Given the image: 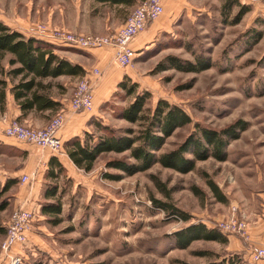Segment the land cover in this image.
I'll list each match as a JSON object with an SVG mask.
<instances>
[{"label":"rangeland","instance_id":"rangeland-1","mask_svg":"<svg viewBox=\"0 0 264 264\" xmlns=\"http://www.w3.org/2000/svg\"><path fill=\"white\" fill-rule=\"evenodd\" d=\"M238 1L249 9L238 22L230 23L236 5L225 17L220 12L222 0H168L167 8L177 11L175 26L160 33L142 54H135L128 65L129 72L121 77L126 75L128 84L136 83L135 92H149L147 105L153 106L162 98L189 113L191 121L167 137L162 150L177 146L197 125L221 129L238 120L246 121L239 136L229 140L227 158L209 156L197 160L195 168L187 172L156 162L146 170L110 179L105 171H120L106 167L105 161L124 156L111 152L101 154L88 171L76 167L74 174L62 171L56 179L46 178L38 200L30 207L34 218L26 242L15 247L22 254L19 264H171L175 257L189 262L214 258L195 252L218 248L214 241L196 239L186 248H178L171 234L192 222L206 224V218L216 226L213 217L227 203L212 194L206 173L234 195L236 171L264 162V0ZM111 12L114 11L110 4L96 0H0V19L32 36V27L37 23L73 32L109 34L113 30L104 19ZM104 46L59 48L89 61L94 51ZM168 54L182 60L201 55L212 64L200 71L159 68L158 63ZM94 67L76 78L75 85ZM100 72L98 81L103 75L101 69ZM118 82L111 84L108 98L89 111L90 119L114 127L128 124L117 112L133 99L135 92L127 94ZM56 113L51 112V116ZM89 128L88 131L94 130L93 123ZM31 180L22 181L19 177L4 193L9 204L0 210V224L5 231L13 209L24 207L18 197ZM53 185L58 187V196L44 197L43 190ZM194 187L200 192H195ZM152 196L187 211L189 219L169 217L155 205ZM48 202H59L61 212L55 215L42 211V204ZM4 234L0 235V243ZM0 264H8L1 248Z\"/></svg>","mask_w":264,"mask_h":264},{"label":"trees","instance_id":"trees-1","mask_svg":"<svg viewBox=\"0 0 264 264\" xmlns=\"http://www.w3.org/2000/svg\"><path fill=\"white\" fill-rule=\"evenodd\" d=\"M108 3L134 4L136 0H96ZM237 10L232 14L230 23L238 22L249 7L238 0H222L220 12L225 17L230 15L233 7ZM59 44L32 35H25L0 19V107L5 103L8 82L9 90L19 104L22 114L36 109H50L55 112L60 105L48 93L51 80L43 82V78L56 77L61 74L82 75L84 68L69 59L60 56L55 49ZM4 61H6L7 66ZM208 58L195 55V59H181L174 54L166 55L158 63L159 68L167 66L185 71H200L211 66ZM118 86L127 94L135 92L136 83H127L126 75L118 82ZM150 97L148 91L135 92L133 99L127 105L119 108L117 116L128 122L127 125L114 127L109 123L92 120L94 130L84 131L83 135H75L65 142L66 151L73 163L86 171L92 169L95 160L103 153H123V157H113L105 161L106 167L118 169L120 173L105 171L110 179H118L122 174H133L148 169L158 162L162 166L173 168L179 172H187L195 168L197 160L214 157L217 160L227 158L226 146L230 139L237 138L246 128V121L238 120L221 129L197 125L196 130L187 136L177 146L162 150L167 137L178 128L191 121L189 113L180 105L166 99H158L153 106L147 105ZM52 117V116H51ZM50 117V118H51ZM49 118V119H50ZM48 119V120H49ZM191 154V155H188ZM46 176L58 177L62 165L51 161ZM57 166V170L53 166ZM17 181L7 179L0 184V210L9 204L4 193ZM157 184L161 182L156 181ZM206 183L212 194L221 201H226L218 183L206 173ZM57 185L43 190L44 197H57ZM200 192L198 187L193 188ZM155 205L165 210L169 217L186 221L190 215L187 211L172 202L151 197ZM42 211L55 215L61 212L59 202L43 203ZM59 219L56 217V220ZM5 232L0 224V235ZM174 246L186 248L196 239L217 240L226 242L227 237L218 227H209L203 222H192L174 230L171 234ZM3 239V238H2ZM198 254L214 255L205 262H189L175 257L171 264H245L239 253H232L218 258L211 249H198ZM41 264V263H36ZM97 264V263H92Z\"/></svg>","mask_w":264,"mask_h":264},{"label":"crops","instance_id":"crops-1","mask_svg":"<svg viewBox=\"0 0 264 264\" xmlns=\"http://www.w3.org/2000/svg\"><path fill=\"white\" fill-rule=\"evenodd\" d=\"M138 1L140 0H136L134 4L130 5L99 1L100 3L110 4L114 11L105 16L104 21L107 24L110 23L107 27L114 30L123 23L127 12ZM167 4L168 0H164L163 13L157 19L149 22L130 41V46L135 50L136 56L142 54L146 48L151 47L160 33L171 31L175 26L174 16L177 11L176 9H168ZM108 18H111V20L109 21ZM10 25L29 35L23 29L12 24ZM104 47L94 51L89 61L69 55L60 48L56 49V52L60 56L79 63L84 68V73L89 71L91 66H96L102 70L103 75L93 90V107L105 101L110 95L111 84L118 82L125 73L129 72L128 66H119L114 61V47L111 45ZM80 76L82 75L61 74L56 77L43 78V82L51 80L52 83L48 93L53 99L60 102L56 112L62 111L65 116L64 122L58 130V135L64 144L60 150L52 151L49 148H42L33 143L18 140L5 135L0 129V184H3L10 178L18 179L24 173L29 176L27 180L33 178V180L28 182L29 184L25 187L24 192L19 194L18 197L20 201L22 200L24 208L30 209V207H33V203L38 200L41 184L46 178L56 179L59 177L46 176L47 169L52 168V160L54 162L58 161L62 165V171L68 175L74 174V170L77 167L67 154L65 142L75 135H81L84 131L90 130L91 112H74L69 106V99L75 87L76 78ZM10 86L11 83L8 82L5 103L3 107H0V116L5 114L8 117H16L24 123L33 126H43L51 117V110L32 108L22 114L19 104L15 101L13 94L9 90ZM53 169L56 171L57 166H53ZM61 173H59L60 176ZM218 185L226 195L227 204H224L223 210L217 212V216H214L213 220H218L226 214L229 204H236L239 213L245 215L247 220V238L237 233H225L227 241L211 240L219 246L211 250L218 254L217 259L226 257L232 253H239L245 264H264V258L252 260L250 257L252 247L264 245V162H256L251 167H245L240 169V171H236V193L234 195H232L230 189L223 187L221 183H218ZM206 225L212 227L214 226V222L206 218Z\"/></svg>","mask_w":264,"mask_h":264},{"label":"built area","instance_id":"built-area-1","mask_svg":"<svg viewBox=\"0 0 264 264\" xmlns=\"http://www.w3.org/2000/svg\"><path fill=\"white\" fill-rule=\"evenodd\" d=\"M164 11V0H140L130 10L124 22L109 34H93L73 32L67 29L50 28L37 23L32 27L34 36L51 41L55 44L68 45L79 48L101 47L111 45L114 47V61L119 66H128L132 63L135 50L130 46V41L142 31L149 22L157 19ZM101 72L94 67L76 83L69 99V106L74 112H88L93 109V88ZM65 116L62 111L54 114L43 126H33L16 117L0 116V129L7 136L18 140L33 143L42 148L58 151L63 147V141L58 135ZM29 176L24 173L21 180ZM34 212L24 207L13 209L6 224V231L0 243V248L8 264H19L21 251L15 247L26 242L27 234L32 226ZM224 233H237L247 238V220L240 214L238 206L231 204L229 211L215 223ZM252 260L264 258V245L252 247L250 250Z\"/></svg>","mask_w":264,"mask_h":264}]
</instances>
